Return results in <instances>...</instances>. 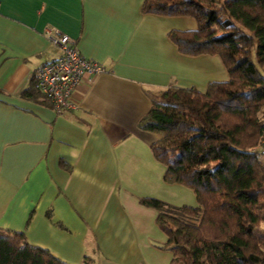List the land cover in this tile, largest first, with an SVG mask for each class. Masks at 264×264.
Returning a JSON list of instances; mask_svg holds the SVG:
<instances>
[{
	"label": "crops",
	"instance_id": "obj_1",
	"mask_svg": "<svg viewBox=\"0 0 264 264\" xmlns=\"http://www.w3.org/2000/svg\"><path fill=\"white\" fill-rule=\"evenodd\" d=\"M143 2L0 0V227L70 264L86 254L97 264H170L141 198L180 203L189 190L165 179L152 150L161 134L140 121L151 91L229 79L219 55L185 54L171 39L197 28L195 17L144 12ZM48 26L106 66L79 82L75 110L58 112L42 91L24 94L60 54Z\"/></svg>",
	"mask_w": 264,
	"mask_h": 264
},
{
	"label": "trees",
	"instance_id": "obj_2",
	"mask_svg": "<svg viewBox=\"0 0 264 264\" xmlns=\"http://www.w3.org/2000/svg\"><path fill=\"white\" fill-rule=\"evenodd\" d=\"M142 10L195 17L197 28L172 30L171 39L182 53L219 55L229 73L205 91H151L140 121L161 134L152 150L165 179L193 188L199 202L141 198L158 209L170 264H264V154L256 151L264 139V0H144ZM40 92L34 74L24 94ZM97 262L86 254L81 264ZM0 264L70 263L0 227Z\"/></svg>",
	"mask_w": 264,
	"mask_h": 264
},
{
	"label": "built area",
	"instance_id": "obj_3",
	"mask_svg": "<svg viewBox=\"0 0 264 264\" xmlns=\"http://www.w3.org/2000/svg\"><path fill=\"white\" fill-rule=\"evenodd\" d=\"M45 36L60 48V54L36 70L37 86L58 112L75 110L80 106L75 98L79 82L106 70V66L85 56L76 41L57 26L46 27ZM256 151L264 154V139Z\"/></svg>",
	"mask_w": 264,
	"mask_h": 264
},
{
	"label": "rangeland",
	"instance_id": "obj_4",
	"mask_svg": "<svg viewBox=\"0 0 264 264\" xmlns=\"http://www.w3.org/2000/svg\"><path fill=\"white\" fill-rule=\"evenodd\" d=\"M182 186H184L187 190H189L188 194L185 195L184 193L179 192V195H182V196H180L176 199H178V201L181 200V202L180 203L171 202V203H174L177 205H180V204L198 205L199 202L197 200L196 193L193 190V188L185 186V185H182ZM148 210H149L148 212L146 211L144 213H145L146 218H147L146 219L147 224H149L148 229H149L150 236L154 238L155 243H161V244L165 243L166 244L167 236H166L165 232L163 231L162 227L160 226V224L157 222L158 209L155 207L149 206ZM153 213H154V216H153ZM169 251H171V250L169 249ZM168 253H170V252H168Z\"/></svg>",
	"mask_w": 264,
	"mask_h": 264
}]
</instances>
